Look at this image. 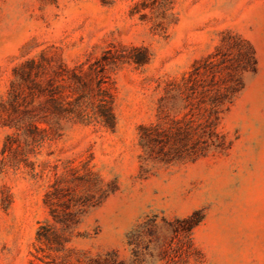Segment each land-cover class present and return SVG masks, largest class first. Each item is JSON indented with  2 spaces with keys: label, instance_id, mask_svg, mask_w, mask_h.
Masks as SVG:
<instances>
[{
  "label": "rangeland",
  "instance_id": "rangeland-1",
  "mask_svg": "<svg viewBox=\"0 0 264 264\" xmlns=\"http://www.w3.org/2000/svg\"><path fill=\"white\" fill-rule=\"evenodd\" d=\"M0 264H264V0H0Z\"/></svg>",
  "mask_w": 264,
  "mask_h": 264
},
{
  "label": "trees",
  "instance_id": "trees-1",
  "mask_svg": "<svg viewBox=\"0 0 264 264\" xmlns=\"http://www.w3.org/2000/svg\"><path fill=\"white\" fill-rule=\"evenodd\" d=\"M196 223V222H195Z\"/></svg>",
  "mask_w": 264,
  "mask_h": 264
}]
</instances>
